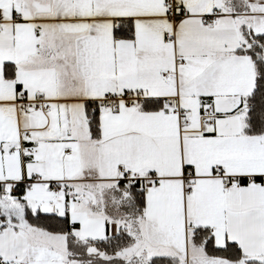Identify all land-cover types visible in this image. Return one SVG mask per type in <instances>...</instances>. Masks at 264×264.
<instances>
[{"label":"snow or ice","instance_id":"snow-or-ice-1","mask_svg":"<svg viewBox=\"0 0 264 264\" xmlns=\"http://www.w3.org/2000/svg\"><path fill=\"white\" fill-rule=\"evenodd\" d=\"M0 264H264V0H0Z\"/></svg>","mask_w":264,"mask_h":264}]
</instances>
